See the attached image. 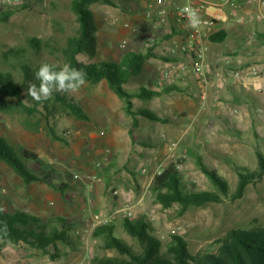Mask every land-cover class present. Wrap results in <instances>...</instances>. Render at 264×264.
Instances as JSON below:
<instances>
[{
    "label": "rangeland",
    "instance_id": "374dc122",
    "mask_svg": "<svg viewBox=\"0 0 264 264\" xmlns=\"http://www.w3.org/2000/svg\"><path fill=\"white\" fill-rule=\"evenodd\" d=\"M71 1L35 0L25 8L13 10L7 21L0 23V72L11 73L20 81L19 67L23 63L63 66L59 49L77 30ZM139 2L112 0V5L91 4L97 26L96 52L93 57L78 55V59L83 63H118L127 52L145 54L146 43H153L155 38L139 20ZM239 11V21L234 15L228 19L225 42L208 44V52L226 47L217 53L216 70L208 74V96L211 94L212 98L207 96L201 105L194 89L181 88L171 95L176 101L168 103L167 96L153 97L133 105V109L144 108L168 121L140 118L134 130L135 144L150 152L155 148L157 155L144 152L127 157L124 144L114 136L115 143L110 145L112 129L124 125L126 120L122 118V100L118 98V104L104 82H86L77 93H63L86 119H76L62 111L54 118L47 117L41 108L40 112L27 115L15 99L0 102V137L13 147L35 152L45 166L28 162L27 167L40 178L48 176L46 181L24 184L0 161V209L31 214L43 222L51 220L49 229L57 231L61 229L58 218L74 224L66 232V241H57L56 250L50 248L54 258L22 243L0 240V264H89L95 256H117L113 250L101 249V239L91 235L95 226L108 221L114 223L116 237L139 251L137 242L122 226L125 206L132 208L129 220L146 223L161 250L172 236H179L190 254L209 246L215 249V241L231 229L264 225V174L249 180L241 197L232 199L239 173L258 172L256 153L264 161V18L248 16L242 6ZM115 17L117 21L112 23ZM125 22L128 28L123 26ZM138 25L140 29L136 28ZM30 38L47 42L50 48L42 45L35 50L27 45ZM20 48L25 49L21 56L11 54L5 58L6 51ZM252 67L255 74L251 73ZM228 70L241 71L242 77L227 79ZM161 73L158 71L153 79L144 72V76L130 78L123 88L128 92L135 86L152 90ZM189 101L194 104L188 105ZM22 102L31 106L25 99ZM152 123L157 126L151 128ZM172 142L175 149L168 152ZM168 163L176 164L186 188L218 191L201 170L202 163L225 181L227 193L218 191L221 200L203 207L190 206L182 211L177 204L163 206L150 187L155 174Z\"/></svg>",
    "mask_w": 264,
    "mask_h": 264
},
{
    "label": "trees",
    "instance_id": "16d2710c",
    "mask_svg": "<svg viewBox=\"0 0 264 264\" xmlns=\"http://www.w3.org/2000/svg\"><path fill=\"white\" fill-rule=\"evenodd\" d=\"M97 2L112 5L111 0L71 1L70 10L75 15L77 30L74 35L66 39L65 46L61 47L59 51L64 64L67 63L73 68L83 69L86 72V82L96 84L105 81L107 87L122 100L124 113L130 118L128 134L130 139L133 140V132L138 126L139 117L151 122H165L164 119L146 109H133L132 99L150 98L158 92L149 91L143 87L128 92L123 88V85L130 78L139 74L147 55L127 52L118 63L107 61L83 63L78 59V55L88 57L95 55L97 26L94 23L90 5ZM31 4L33 2L23 4L19 8H25ZM19 8L0 11V23L7 21L13 10ZM225 36V32L219 31L211 35L209 41L222 43ZM27 45L35 50L42 48V45L50 48L49 43L42 44L37 38L28 39ZM24 52L25 49L23 48L10 49L5 52V58L11 54L19 57ZM41 64L43 63L35 66H30L27 63L20 65V81H17L11 73L0 72V102H6L10 98L15 99L17 105L27 115L40 112L38 108H41L47 117L54 118L59 111H62L76 119H86L87 117L81 109L76 104L68 101L61 92L54 93L52 99L40 103L27 95L29 84L35 83L37 86L39 84V81L35 78V73ZM56 66L57 69L62 67L60 65ZM175 88V86L166 87L161 92H169L175 90ZM22 99L29 101L31 106L24 104ZM256 155L258 172L249 175L239 173V182L232 199L241 197L249 180L264 174V161L260 153H256ZM0 161L20 177L24 184L48 179V176L40 178L27 167L26 163L28 162H34L39 167L45 166V163L39 159L35 152L22 147H13L2 137H0ZM199 166L211 184L220 193L226 194L225 181L215 171L204 167L202 163H199ZM150 190L156 200L163 206L177 204L182 211L190 206L203 207L221 200L218 191H196L192 187L186 188L182 184L175 163H168L160 173L155 174ZM57 221L61 224L60 231L49 229L48 225L53 223L51 220L43 222L31 214L19 211L8 213L2 210L0 211V240L17 244L22 243L54 258L55 256L51 253L50 248L56 250V242H65L66 232L74 227V224L60 218ZM122 226L126 234L137 242L139 251L134 250L122 239L116 237L114 223L108 221L95 226L91 235L93 238L101 239V249L113 250L117 253V256H95L89 264H264V225L258 227L250 225L249 228L231 229L224 237L215 241V244H217L215 249L209 246L207 249L195 254L188 252L186 242L179 236H172L171 240L165 244L164 250H161L159 241L150 235L149 227L143 221H131L129 218L124 217Z\"/></svg>",
    "mask_w": 264,
    "mask_h": 264
},
{
    "label": "crops",
    "instance_id": "0c3cea01",
    "mask_svg": "<svg viewBox=\"0 0 264 264\" xmlns=\"http://www.w3.org/2000/svg\"><path fill=\"white\" fill-rule=\"evenodd\" d=\"M165 1L167 3H169L170 5H172L168 9L170 12V17L166 20V22L164 24L160 25L158 27V29H156V30H154L152 28V23L150 21H147V19L144 18V13L146 11L150 10L152 12V14L154 15V18H156L155 14L158 10V7L155 6L153 0H140V2L138 3V5L141 8L140 9L141 14H140L139 20H143V28L146 31L150 30L153 33L154 38H155V40H154L155 43L154 42L153 43L151 42L150 44L146 43V50L147 51L145 52V54L149 53L150 55L144 59L142 68H141V70L137 76H139V75L144 76L145 75L144 72H146L149 77L155 79L154 78L155 74L158 73V71H160V73H161V71H164V70L167 71L169 73L170 77L172 78V81H171L172 83H170L168 81H164V84L162 87H157L156 82L159 80L158 79L155 82V88H153L152 90H149V91L158 92V94L153 95L150 98L156 97V99H157V98L167 96L168 103H170L173 100L176 101L174 97L171 98V95L175 90L179 91L181 88L187 89V90H193L194 89L197 92V96H200L203 89L200 86V84L196 81L195 77H193L191 74H187L184 72L174 73L175 69L172 66V64L175 65V63H180L181 57L170 56V55H168V52H167L168 48H170L173 43L180 42V35H179L180 32L177 29V27L174 25V22L172 20V13H173V7L176 5L183 4L184 0H165ZM207 1L214 3L218 0H207ZM237 1L239 2L240 6L244 7V13L247 14L248 16H253V14H254L257 18H264V4H260L259 0H237ZM213 8L214 7H211L210 9L207 10V12L208 13L212 12ZM239 10H240V8H238L237 10L223 9V18L215 26L214 33L219 32V31L225 32L230 26L228 23V19H230V17L232 15H234L235 18L239 21V18H238L240 15ZM166 31L171 32V34L168 35ZM225 38H226V36H225ZM224 42H225V39L222 43H224ZM209 43H211V42L208 39L207 40V46ZM221 48L224 49L226 47L224 45L222 47L214 49L211 52H208V50H207L206 64H207V71H208L207 73L208 74L209 73L211 74V72L216 70L215 64H216L217 60L215 58L217 57V53L219 52V50H221ZM145 54H143V55H145ZM238 62H240V61L238 60ZM142 71H144V72L141 73ZM191 79H193L192 82H190ZM102 82H104V84L107 87V84L105 83V81H100L99 84H103ZM172 84H175L174 85L176 87L175 90H171V91L165 92V93L161 92L166 87H172ZM138 88H140V87H138ZM138 88H137V86H135L133 89H138ZM205 89H206L205 95L202 97L203 101L208 96V90L209 89H208V87ZM110 94L112 95V97L116 101H118V104H119L120 101L118 100V97L111 90H110ZM208 97L212 98V95L210 94ZM202 98H201V100H202ZM156 99H155V101H156ZM140 100H141L140 98H134V99H132V104L135 105V103L139 102ZM187 104L193 105L194 102L189 101V102H187ZM138 109H144V108H138ZM168 111L171 112V109L169 108ZM122 118H125L126 122L124 125L112 129V138L110 139V145H113L115 143L113 140H115V139L120 140L126 148V156L127 157H131L132 154H137V155L141 156L144 154V152H149V153H152L154 155H157L159 153V151L157 149L152 148L151 149L152 152H150V150L146 149V147L140 148L137 146V144H135V140H134V138H135L134 133L135 132H133V140L130 139V136L128 134L130 118L128 116L124 117V113L122 115ZM126 118H128V119H126ZM165 122L167 123L168 121L165 120ZM158 123H160V122H158ZM139 124H140V117L138 118V126H139ZM138 126H137V128H138ZM149 126L151 128H155L157 125H156V123H154V124L152 123V124H149ZM113 136L115 139H113ZM117 138H120V139H117ZM143 144H145V143H142V145ZM162 151L164 152V150H162Z\"/></svg>",
    "mask_w": 264,
    "mask_h": 264
},
{
    "label": "built area",
    "instance_id": "2783aa9c",
    "mask_svg": "<svg viewBox=\"0 0 264 264\" xmlns=\"http://www.w3.org/2000/svg\"><path fill=\"white\" fill-rule=\"evenodd\" d=\"M35 0H0V11L19 8L23 4L34 2ZM155 6L158 7L156 12V18L150 10L144 13V18L152 23V28L154 30L166 22L170 17L169 8L172 6L165 0H153ZM260 4H264V0H259ZM191 7L196 10L198 14L199 24L193 27L188 19L187 13L184 12L186 7ZM213 8V11L208 13L207 10ZM240 8L239 2L237 0H218L216 2H210L207 0H184L183 4L176 5L173 7L172 20L174 25L179 30L180 42L173 43L167 52L170 56L181 57L180 63L172 64L175 69L174 73L184 72L191 74L195 77L196 81L202 87V92L200 97L205 95V88L208 85V71L206 64V54L208 50L207 40L211 35L214 34L215 26L223 18V9L237 10ZM117 21L115 17L112 19V23ZM125 28L129 27L127 22L123 23ZM140 29V25L136 27ZM167 32V31H166ZM171 34V32H167ZM153 41V39H151ZM251 73L255 74L256 69L252 67ZM227 79H239L242 77V72L238 70H228L226 72ZM164 81L172 83V78L167 71H162L161 78L156 82L157 87H162ZM203 104V98L201 105ZM176 144L170 143L167 147L168 152L175 149ZM99 164H95L98 167ZM157 173V172H156ZM90 178L93 179L94 175L91 174ZM113 194H117V190L113 191ZM123 215L127 218H132L133 212L130 206H125L123 208ZM102 224V223H101Z\"/></svg>",
    "mask_w": 264,
    "mask_h": 264
},
{
    "label": "clouds",
    "instance_id": "9594fccd",
    "mask_svg": "<svg viewBox=\"0 0 264 264\" xmlns=\"http://www.w3.org/2000/svg\"><path fill=\"white\" fill-rule=\"evenodd\" d=\"M190 24L195 27L199 24L198 14L193 8L186 7ZM35 78L39 84L32 83L27 87V95L40 103L52 99L56 92L77 93L86 83V72L83 69L73 68L65 63L57 69L54 64L43 63L35 73ZM2 211V209H0ZM6 230V225H5Z\"/></svg>",
    "mask_w": 264,
    "mask_h": 264
}]
</instances>
